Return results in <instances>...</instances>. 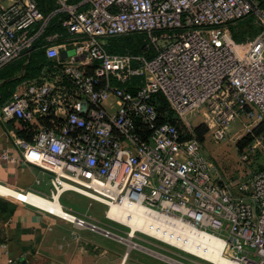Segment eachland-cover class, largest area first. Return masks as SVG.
Wrapping results in <instances>:
<instances>
[{
	"label": "built area",
	"instance_id": "1",
	"mask_svg": "<svg viewBox=\"0 0 264 264\" xmlns=\"http://www.w3.org/2000/svg\"><path fill=\"white\" fill-rule=\"evenodd\" d=\"M42 3L0 0V68L34 48L47 59L37 76L0 101V123L19 120L30 136L12 134L21 160L50 174L48 195L19 192L53 202L73 191L107 208L137 202L215 235L230 262L264 264V165L223 177L196 136L167 113L179 121L199 114L217 141L241 115L248 130L264 122V0ZM248 18L258 33L235 41L231 26ZM128 34L142 35L143 53L107 51L108 38ZM257 151L264 154L260 136L239 157L246 161ZM0 156L14 161L6 150ZM60 209L43 210L124 239L91 216Z\"/></svg>",
	"mask_w": 264,
	"mask_h": 264
},
{
	"label": "crops",
	"instance_id": "2",
	"mask_svg": "<svg viewBox=\"0 0 264 264\" xmlns=\"http://www.w3.org/2000/svg\"><path fill=\"white\" fill-rule=\"evenodd\" d=\"M24 80L18 82L2 101L23 88ZM3 91L5 93L8 89L0 87V97ZM22 126L16 119L0 123V155L6 150L14 158V161H9L0 156V184L18 191L31 190L48 195L50 174L35 165L24 163L12 141V134L16 133L30 138ZM15 190L0 187L3 194L0 195V264H5L9 258L13 259L14 264H127L129 260L133 264H158L151 259L154 256L145 253L149 257H144L139 249L133 252L123 240L86 228H76L72 223L35 207L41 203L52 204L48 199L33 195L26 197ZM8 195L22 198L35 206ZM56 204L60 208L58 201ZM68 208L78 215L86 214Z\"/></svg>",
	"mask_w": 264,
	"mask_h": 264
},
{
	"label": "rangeland",
	"instance_id": "3",
	"mask_svg": "<svg viewBox=\"0 0 264 264\" xmlns=\"http://www.w3.org/2000/svg\"><path fill=\"white\" fill-rule=\"evenodd\" d=\"M259 29H260L259 26L252 22V19L241 20L234 23L231 26V31L235 41H242L253 38L255 34L258 33ZM241 37L243 39H241ZM141 38L142 37H140V40ZM125 42L127 41L125 40L122 42V46ZM127 43L128 45L126 46V48H124V51L132 52V50H130L131 48H129L130 43L129 42ZM154 49L155 48L151 47V51H147L146 55L153 53ZM131 54H138V53H131ZM162 100H163L162 104H164L166 110L167 107L164 103V99L162 98ZM167 111L173 120L178 121L179 127L186 135H189V133L192 132L196 136L197 140L202 143L204 153L213 163L217 165L220 174L223 177H233L235 175L244 176L247 175L249 172H254L255 170L259 169L264 165V154L261 151H257L253 155H250L246 161H241L239 157L241 150L246 148L247 144L253 141L255 137L260 136L263 138L264 141V130H263L259 135H255L248 143L245 144L243 143L244 137L248 135L250 136L253 135L252 129L250 128V130H248L245 127L244 124L246 122V119L243 115L239 116L229 125L227 129L226 137L222 140L217 141L210 137V134L208 133V127L203 122H201V118L199 114L189 115L186 117V120L179 121L178 119H176L175 114L171 110H167ZM195 127L199 128V131L201 132L200 137L195 132L194 130ZM242 143L244 145L240 146V144ZM24 196L27 197L28 195H24ZM19 199L26 201L22 198ZM55 200H57L60 205L62 202L66 207H72L75 211L80 210L81 212L86 213L85 215L93 217L99 226L109 229L110 231H112L113 233L119 236H124L125 238H128L127 237L128 231L132 227L130 225H124L121 223L118 224L106 219L104 216V212L107 209V205H105L104 203L90 199L84 195L75 193L73 191L64 192L60 199L61 202L58 198ZM36 207L39 206L36 205ZM42 208L49 210V208H44V207ZM60 212L61 210H59L58 212L56 211V213H60ZM139 231H141L142 233L148 236L141 234ZM135 232H139V233H136V236L131 238V241H133L134 243L136 242V244L143 245L142 247L149 249V251L147 250L144 251V249L142 248L131 247L128 245L129 248H132L133 252L137 251V249L141 250L144 253L142 254L144 255V257H149L146 256L145 253H147V255H152L154 257H157L158 259L154 257H152L151 259L157 261L158 264H174L170 261L163 259L162 256L168 257L183 264H215L213 261L216 260L211 258L210 259L212 262L203 260L199 255L195 254L196 253L195 251L185 250L183 249V247L179 246L178 244H175L171 241H167L162 237H159L152 233H145L142 230H138V229ZM125 238L123 239V241L125 240ZM127 264H133L132 260H129Z\"/></svg>",
	"mask_w": 264,
	"mask_h": 264
},
{
	"label": "bare ground",
	"instance_id": "4",
	"mask_svg": "<svg viewBox=\"0 0 264 264\" xmlns=\"http://www.w3.org/2000/svg\"><path fill=\"white\" fill-rule=\"evenodd\" d=\"M23 195L26 194L23 193ZM33 196L39 197L36 195ZM54 197L57 199L58 196L55 195ZM56 201L57 200L53 201L50 205L41 203L38 206L41 208H49V210L52 212H58L61 209L56 204ZM106 212L107 217L110 219L115 220L117 223L130 225L132 227L128 231V238H125L124 240L125 243L131 247H138L144 249V251H149V249L131 241V238L135 237L136 233L140 232L141 234H144L141 231L135 232L138 229L145 233H152L164 238L167 241L178 244L185 250H193L196 252L194 253L199 255L203 260L212 262L211 259H214L218 261H213L215 264H236L228 261L224 257L222 254L223 242L218 237L209 232L196 228L185 221L168 217L163 214L152 213L137 202H111L110 206L106 209ZM162 257L163 259L174 264H183L168 257Z\"/></svg>",
	"mask_w": 264,
	"mask_h": 264
},
{
	"label": "trees",
	"instance_id": "5",
	"mask_svg": "<svg viewBox=\"0 0 264 264\" xmlns=\"http://www.w3.org/2000/svg\"><path fill=\"white\" fill-rule=\"evenodd\" d=\"M38 2L43 6L42 0H38ZM140 37H142L141 34H128V35H119V36L110 37L106 40L105 47L107 51L110 53L121 52L119 54L122 53L140 54L143 53L144 51L143 49L144 43L142 41V38L140 40ZM241 39L243 38L241 37ZM125 40L130 43L129 48H131L130 50H132V52L124 51V48H126V46L128 45V43L125 42L122 46V42ZM46 62L47 59L44 50L41 48H37V49L34 48L26 56L13 60L12 62L2 66L0 68V80H2V82L0 83V87L1 89H4L5 87L6 89H8V91H5V93L3 91L4 94L1 95L2 97H0V101H2L13 90V88L18 82H20L23 79H31L37 76L40 73L42 66ZM159 100H160V105L158 111L160 114H163L165 111V107L164 104H162L163 102L162 98L159 97ZM171 121L178 125V121L173 120L172 118ZM194 130L200 137L201 132L199 131V128L195 127ZM263 130H264V122L260 123L258 126L253 128L252 129L253 135L252 136L248 135L244 137L243 143L244 144L248 143L255 135H259ZM243 143L240 144V146H243L244 145Z\"/></svg>",
	"mask_w": 264,
	"mask_h": 264
},
{
	"label": "water",
	"instance_id": "6",
	"mask_svg": "<svg viewBox=\"0 0 264 264\" xmlns=\"http://www.w3.org/2000/svg\"><path fill=\"white\" fill-rule=\"evenodd\" d=\"M65 55H66V52H65V51H62V52H61V56L64 57Z\"/></svg>",
	"mask_w": 264,
	"mask_h": 264
}]
</instances>
